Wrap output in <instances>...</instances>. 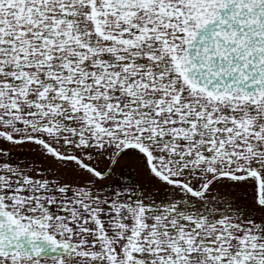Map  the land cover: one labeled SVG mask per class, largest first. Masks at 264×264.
Wrapping results in <instances>:
<instances>
[{
    "label": "snow or ice",
    "instance_id": "obj_1",
    "mask_svg": "<svg viewBox=\"0 0 264 264\" xmlns=\"http://www.w3.org/2000/svg\"><path fill=\"white\" fill-rule=\"evenodd\" d=\"M0 264H264V0H0Z\"/></svg>",
    "mask_w": 264,
    "mask_h": 264
}]
</instances>
